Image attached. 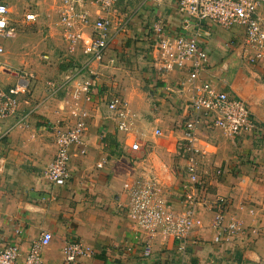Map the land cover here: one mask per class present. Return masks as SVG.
<instances>
[{
	"label": "crops",
	"instance_id": "crops-1",
	"mask_svg": "<svg viewBox=\"0 0 264 264\" xmlns=\"http://www.w3.org/2000/svg\"><path fill=\"white\" fill-rule=\"evenodd\" d=\"M153 1L158 6L162 3L174 8L166 31L181 35L176 0ZM4 2L13 32L2 42L0 89L16 91L20 109L16 117L0 121V247L18 245L24 258L41 233L49 232L52 239L42 252L43 264H66L62 252L68 240L81 243L85 252L72 264H264V62L249 68L251 82L238 83L249 96L254 132L231 138L203 124L197 133L201 154L196 162L205 183V199L212 204L224 198L225 222L236 219L248 231L235 235L227 245H215V231L211 229L214 210L203 208L197 215L203 227L191 234L198 245L188 247L182 258L172 239L136 232L121 206L129 201L134 182L153 173L160 183L162 198L176 212L183 210L186 161L176 144L182 139L184 123L191 119L186 110L194 89L185 82L189 69H153L155 49L147 31L139 40L132 38L128 48L118 46L116 43L132 22L116 8L115 19L127 17L129 22L109 46L105 59L116 50L126 58L135 53L138 57H131L137 61L133 71L126 67L123 73L119 72L123 67H112L113 59L99 65L89 63L80 48L68 52L61 38L57 3L54 13L60 43L52 29L34 33L37 39L27 35L34 22L39 26L47 19L40 22L31 10L24 18L10 19V5L20 0ZM118 2L117 6L123 8L124 2ZM27 15L34 20H26ZM92 16L94 19L95 13ZM12 21L21 34L14 35ZM237 34H216L213 29L204 42L210 66L201 74L200 82H210L222 90L233 84L232 72L242 63L239 47L243 31ZM24 38L31 43L24 44ZM142 42L143 46H138ZM42 44L44 50H40ZM42 51L47 53L42 59L50 58L55 67L52 82L46 83L47 73L36 59ZM131 59L128 60L133 63ZM223 64H228L226 72ZM104 72L113 73L115 78L113 74L103 77ZM87 80L92 83L86 92L83 85ZM113 99L126 105L129 129L125 133L118 131L117 118L107 107ZM78 112L85 129L81 143L69 148V182L57 187L45 178L56 150L53 128L73 125ZM155 130L163 135L155 136ZM132 143L138 144V150L131 149ZM144 245L150 248L149 257L143 255Z\"/></svg>",
	"mask_w": 264,
	"mask_h": 264
},
{
	"label": "built area",
	"instance_id": "built-area-1",
	"mask_svg": "<svg viewBox=\"0 0 264 264\" xmlns=\"http://www.w3.org/2000/svg\"><path fill=\"white\" fill-rule=\"evenodd\" d=\"M118 0H58L57 15L61 38L68 52L80 48L89 63L101 65L109 46L116 36L125 30L127 20L115 19V5ZM181 17L184 35H170L161 21L152 26V44L155 57L151 67L163 72L189 69L185 82L194 86L187 104V113L191 119L184 123L182 139L176 144L178 152L186 161L185 173L187 186L183 188L181 202L183 210L176 212L173 205L161 196V186L153 173L143 175L129 190V201L121 206L136 232L150 236L162 235L177 243L176 249L185 258L188 247L198 245L191 234L202 229L198 218L199 210H214L211 229L215 231L213 243L227 245L240 230L238 222H225L227 202L217 198L212 204L204 197L205 183L198 174L196 158L201 154L197 147V133L200 125H207L226 137H237L255 130L254 120L249 110V96L238 83L251 82L249 68L264 62V0H176L175 5ZM95 13L93 19L92 13ZM8 8L0 0V56L4 49L2 42L12 36L9 26ZM26 20H34L27 15ZM239 26L243 37L239 47L240 63L232 72L229 88L222 90L210 82H200V76L210 66L209 54L204 47L214 28L230 30ZM226 72L228 64H223ZM92 81L87 80L83 90L88 91ZM183 85V84H182ZM25 92V87L21 89ZM16 91L5 92L0 89V121L16 117L19 113V101ZM108 109L117 118V129L127 132V109L124 102L113 99ZM66 128L54 127L55 155L45 172L46 181L57 187L69 182L67 166L69 148L81 143L85 129L83 117ZM73 115H76L75 110ZM81 116V117H80ZM155 136L162 132L155 130ZM132 150H138V144L132 143ZM100 167V166H98ZM52 235L42 232L38 240L31 245L26 256L21 258L18 245L9 244L0 247V264H43L42 252L49 245ZM143 255L149 257L150 248L143 247ZM66 264H72L85 254L81 243L68 240L63 248ZM208 264H216L208 262Z\"/></svg>",
	"mask_w": 264,
	"mask_h": 264
},
{
	"label": "rangeland",
	"instance_id": "rangeland-1",
	"mask_svg": "<svg viewBox=\"0 0 264 264\" xmlns=\"http://www.w3.org/2000/svg\"><path fill=\"white\" fill-rule=\"evenodd\" d=\"M40 1V3H39ZM58 0H54V1H46V0H20V2H13L12 5H10V11H11V18H14L15 16H20L22 18H24V15L26 13H30L29 11H34V13L36 12V14L38 15L37 19H41L44 21V19H47L46 23H39V26H37L36 22H34L35 26L33 28H29V32L27 35H31L33 37L36 38L38 31H41V33H44L45 30H50L52 29L54 31V33L57 34V37L59 38V28L57 26V20H56V16L54 13V6ZM119 1V0H118ZM124 3L122 4L123 8H120L119 6H117V4L115 5V8L117 9V11L120 12V14H127V17L129 16L132 22L126 29V32L124 34L121 35L118 43H116L118 46L120 47H124V48H128L129 46L132 45V38H137V40H139L138 38H143L145 36V32H149L152 35V32L150 31V27L152 26V24H155L158 21H161V23L164 25L165 29L169 28L170 23L169 21L172 22V19L174 17V14L171 13L172 11H174V8L172 10V7L170 6H165V4H162L160 6H158L157 2L155 3V1L153 0H122ZM147 2V3H146ZM148 2H150V4H148ZM164 2V0H163ZM38 3V4H36ZM119 3V2H118ZM127 4V6H126ZM156 4V5H155ZM127 17H123L124 20H127V22H129V18ZM166 18V19H165ZM171 18V19H170ZM48 22H51V26H48ZM182 22V20H181ZM175 23V21L173 22ZM12 27L15 29V34L19 33L21 34V29L15 28L13 25V21L11 22ZM18 30V31H17ZM216 30V34L219 33H224L226 36H231L234 33L237 34V32H242L243 30L239 27V26H234L232 27L229 31L227 30H222L219 28H215ZM172 32V31H171ZM40 33V32H39ZM25 34V33H23ZM148 34V35H150ZM181 35H183V33H181ZM37 39V38H36ZM136 40V39H135ZM135 40H133V45L135 44ZM40 40H38L39 43ZM60 38L58 39V43H60ZM240 41V40H239ZM141 42V41H139ZM30 39L27 40V38H24V44H30ZM138 46H143V42L141 44H138ZM45 47L42 44L40 47V50H44ZM109 49V48H108ZM108 51V50H107ZM120 51V49H119ZM47 53H44V51L40 52L37 56L36 59L42 67L43 70L45 71V73H47V77L46 79V83L51 81L52 76L54 74V69L55 67H53L51 65V59L50 58H45L42 59V57L44 55H46ZM131 57L135 58L137 60V54L135 53L134 55H132ZM130 58H126V54L123 53H118L117 50L115 52H110L107 56L105 61H103L105 64L107 63V60L113 59L114 61H112V67H118L119 69L121 67H123L121 73H123V71H126L125 68L129 67L130 69H134V67H136V62L135 60ZM133 63L130 62V60ZM126 62L129 63V66L126 65ZM138 66V65H137ZM137 70V69H135ZM42 73V74H45ZM134 73V72H133ZM112 75L113 73H102L103 77H106L107 75ZM120 77V74H118ZM113 78H115V75H112ZM100 82H103V78L100 76L99 77ZM52 82V81H51ZM108 82V81H107ZM45 83V84H46ZM104 84V83H102ZM112 96V95H111ZM109 97V96H108ZM110 98V97H109ZM55 155V154H54ZM144 161V159H142ZM205 192V191H204ZM252 213V211H251ZM230 222H238L240 225V230L236 232V236L237 234L243 233L245 234L246 231H248V229H246L245 227H242L240 224V221L238 220H230ZM234 237H232L233 239ZM231 239V241H232Z\"/></svg>",
	"mask_w": 264,
	"mask_h": 264
}]
</instances>
